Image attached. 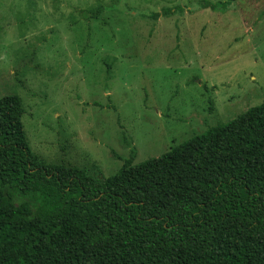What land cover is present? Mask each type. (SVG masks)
Listing matches in <instances>:
<instances>
[{"label":"rangeland","instance_id":"374dc122","mask_svg":"<svg viewBox=\"0 0 264 264\" xmlns=\"http://www.w3.org/2000/svg\"><path fill=\"white\" fill-rule=\"evenodd\" d=\"M226 1L0 0L32 152L107 177L263 102L264 0Z\"/></svg>","mask_w":264,"mask_h":264},{"label":"trees","instance_id":"16d2710c","mask_svg":"<svg viewBox=\"0 0 264 264\" xmlns=\"http://www.w3.org/2000/svg\"><path fill=\"white\" fill-rule=\"evenodd\" d=\"M24 111L0 97V264H264V101L107 177L37 157Z\"/></svg>","mask_w":264,"mask_h":264}]
</instances>
